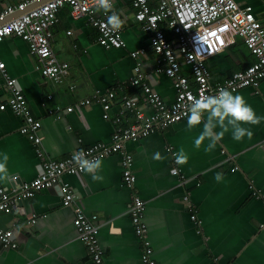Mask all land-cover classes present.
Segmentation results:
<instances>
[{
    "label": "crops",
    "instance_id": "obj_1",
    "mask_svg": "<svg viewBox=\"0 0 264 264\" xmlns=\"http://www.w3.org/2000/svg\"><path fill=\"white\" fill-rule=\"evenodd\" d=\"M19 1L0 0V11ZM237 1L252 5L264 22V0ZM115 10L124 21L121 30L126 44L121 47L103 46L98 26L87 15L73 17L68 5L59 9L52 46L59 59L69 63V74L61 83L36 68L37 57L26 40L10 35L0 42V59L17 78L32 113L40 119L41 147L53 158H63L98 141L110 142L116 126L134 119L133 111L124 107L125 93H136L141 109L150 111L142 87L129 84L137 62L147 83L167 103L175 98L172 79L157 70L159 56L151 44L152 33L135 18L131 1L115 0ZM16 14L19 11L10 16ZM97 14L104 15L103 11ZM139 48H144V53L134 57L132 51ZM255 60L243 39L237 37L235 43L207 59L211 81H223ZM182 70L190 74L188 65L183 64ZM118 85L124 88L110 99L109 118L104 116L102 102L86 101ZM232 93L242 95L264 118V77L259 85ZM7 94L0 76V101ZM21 124L22 118L10 108L0 109V154L9 157V179L0 183L7 187L18 186L41 170L38 145L21 132ZM245 127L253 132L251 139L235 141L229 130L212 152L204 150L207 141L201 148L195 147L203 122L189 130L187 118L127 141L137 176L135 189L146 202V238L157 264H264V197L257 195L264 193V119L259 125ZM181 148L189 157L185 165L173 160L172 152ZM157 152L161 160L153 158ZM122 158L119 152L99 158L103 181H94L84 171L65 173L61 180L74 188L77 203L87 215H97L103 264H144L145 244L132 221L131 190L123 183ZM174 166L185 175L183 183L180 174H174ZM217 173L223 174L222 182L214 179ZM59 185L21 199L9 212L0 210V229H13L17 242L15 247L0 244V264H98L74 224L73 206L62 203ZM192 209L200 221L191 218ZM34 214L45 216L31 222Z\"/></svg>",
    "mask_w": 264,
    "mask_h": 264
},
{
    "label": "built area",
    "instance_id": "obj_2",
    "mask_svg": "<svg viewBox=\"0 0 264 264\" xmlns=\"http://www.w3.org/2000/svg\"><path fill=\"white\" fill-rule=\"evenodd\" d=\"M130 1L135 9V18L141 22L143 29L152 33L151 44L159 56L157 70L166 73L172 79L175 98L173 102L167 103L161 94L147 83L140 62H137L129 84L142 87L150 111L145 113L141 109L136 93H125L124 107L133 111L134 119L116 126L110 142L98 141L81 147L63 158L47 155L41 147V121L32 113L28 98L17 78L8 72L5 61L0 59V76L8 92L7 97L0 101V109L10 108L22 118L20 130L38 145L36 150L41 158V170L34 178L13 187L0 183V210L9 212L19 200L60 183L62 203L73 206L74 224L92 259L98 264H103V251L98 237L100 231L98 217L96 214L87 215L77 203L74 188L68 181L61 180L65 173L75 174L81 171L73 160V155L83 151L86 158L94 159L113 152L122 154L123 183L131 190L132 221L138 237L145 244L142 260L144 264H157L152 256L150 240L146 238L148 232L144 217L146 202L135 189L137 176L132 169L133 155L126 150L127 141L139 139L187 118L188 109L194 98L201 95H217L221 89L232 92L249 85L257 86L264 77V22L257 17L252 5H241L237 0H156L155 4L153 0ZM66 5L70 7L73 17L87 15L98 26V40L103 46L121 47L126 44L122 30L112 31L106 27L107 17L105 14H97L95 0H21L8 4L0 11V42L10 35H17L26 40L30 51L37 57L36 68L58 83L69 74V63L59 59L52 46V38L54 26L59 19L58 11ZM17 11L21 12L10 16ZM237 37L243 39L256 60L233 71L223 81L213 83L207 59L235 43ZM144 51V48H139L132 51V55L137 57ZM183 64L189 66L190 74L182 70ZM119 88L124 87L118 85L104 94L95 93L87 97L86 101L102 102L104 116L109 118L110 99L117 96ZM71 109L72 106H69L68 110ZM170 148L173 149V146ZM173 160L175 161L174 156ZM173 170L174 174H180L176 166ZM180 179L183 183L185 180L183 173L180 174ZM257 195L264 197V193ZM184 198L189 200L188 195ZM191 211V218L200 221L197 213L193 209ZM44 216L45 214H34L30 221L35 222ZM0 244L11 247L17 245L13 229H0Z\"/></svg>",
    "mask_w": 264,
    "mask_h": 264
},
{
    "label": "clouds",
    "instance_id": "obj_3",
    "mask_svg": "<svg viewBox=\"0 0 264 264\" xmlns=\"http://www.w3.org/2000/svg\"><path fill=\"white\" fill-rule=\"evenodd\" d=\"M95 3L96 11H103L107 16L106 27L112 31L121 30L124 21L115 10V0H95ZM262 119L264 118L256 114L242 95H234L228 89H221L217 95H201L199 98L192 99L188 109L187 127L191 130L203 122V130L196 137L194 144L199 149L207 141L204 150L212 152L218 141L223 139L229 130H231L232 138L235 141H241L245 137L251 139L253 132L245 125H259ZM217 128L220 131H217ZM173 156L178 165L187 164L189 159L183 148L173 153ZM153 158L155 160L162 159L158 152ZM8 160L9 157L6 153L0 154V182L9 179ZM73 160L80 170L90 174L94 181H103L104 177L99 174L102 169V161L99 158L88 159L84 152L80 151L73 155ZM214 179L217 182H222L223 174L217 173Z\"/></svg>",
    "mask_w": 264,
    "mask_h": 264
},
{
    "label": "water",
    "instance_id": "obj_4",
    "mask_svg": "<svg viewBox=\"0 0 264 264\" xmlns=\"http://www.w3.org/2000/svg\"><path fill=\"white\" fill-rule=\"evenodd\" d=\"M19 12H21V11H19ZM19 201H21V200H19Z\"/></svg>",
    "mask_w": 264,
    "mask_h": 264
}]
</instances>
